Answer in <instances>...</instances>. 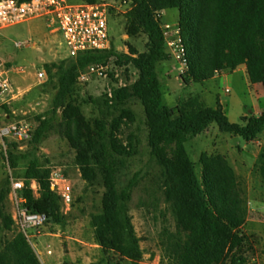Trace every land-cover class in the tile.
I'll list each match as a JSON object with an SVG mask.
<instances>
[{"label": "trees", "instance_id": "obj_1", "mask_svg": "<svg viewBox=\"0 0 264 264\" xmlns=\"http://www.w3.org/2000/svg\"><path fill=\"white\" fill-rule=\"evenodd\" d=\"M128 1L131 8L125 13V34L145 35L144 50L128 45V52H118L111 43L106 49L80 52L51 63L57 78L56 91L45 113L35 116L37 123L29 143L38 145L51 122L60 118L70 147L91 153L93 162L79 168L81 178L87 185L99 182L103 187L99 208L89 216L94 242L132 264H141L142 249L128 208L136 175L123 184L118 180L119 171L126 158L134 154L136 144L131 133L125 142L118 133L122 124L134 120L127 101L138 99L144 111L149 154L160 168L163 198L170 206L175 225L161 262L166 259L167 264H245L241 227L246 207L233 167L219 153L202 152L198 158L199 179L184 143L207 132L212 122L220 131L249 141L264 129V108L258 115L242 116L240 123H232L219 103L207 106L198 96L175 106L161 104L155 67L169 55L156 14L168 8L178 11L177 23L187 55V70L180 75L184 82H203L213 77L215 70L232 71L244 65L248 81L260 84L264 95V0ZM110 61L124 70L130 66L136 71V78L128 85L112 86L110 96L102 93L100 116L86 118L73 97L78 70ZM107 115L110 119H106ZM16 147V142H8L9 160L14 158ZM49 172V167L32 165L14 171L13 177L24 180L20 191L24 205L30 211L45 213L46 222L60 224L66 214L61 211L60 196L50 186ZM32 180L38 186L37 195L30 186ZM8 191L9 186L1 190L0 202ZM0 221L3 230L12 229L14 220L1 203ZM0 264L42 262L27 237L16 231L0 244Z\"/></svg>", "mask_w": 264, "mask_h": 264}, {"label": "rangeland", "instance_id": "obj_2", "mask_svg": "<svg viewBox=\"0 0 264 264\" xmlns=\"http://www.w3.org/2000/svg\"><path fill=\"white\" fill-rule=\"evenodd\" d=\"M125 15L115 10L109 11L111 43L118 52H128V45L143 51L146 37L143 34L135 37L125 34ZM177 19L178 11L175 8L165 9L159 17L161 22L171 23ZM47 22L43 17L31 18L0 30V57L9 67L7 75L12 86L21 90V96L15 101L0 106V124L6 121L3 117L6 113L10 114L9 120L25 118L34 129L37 123L35 116L45 113L51 105L57 78L55 67L49 65L67 59V51L61 33H50ZM15 42H21L22 45L16 46ZM162 65L171 72L165 74ZM126 68L114 66L110 61L106 63L104 77H93L84 83L75 82L73 97L86 118L100 116L103 109L102 93L108 92L112 86L128 85L134 81L136 71L130 66ZM19 69H23V72ZM40 69L45 72L42 81L36 78V72ZM155 69L161 104L175 106L188 97L196 96L194 82L182 80L180 75L184 73L180 72V67L170 56L157 63ZM245 71L242 68L220 71L213 78L204 80L202 83L206 91L202 99L198 97L199 100L207 106H215L220 100L224 114L232 123H240L242 116L258 115L264 108L262 87L260 84H251ZM226 87L228 92H225ZM126 106L133 112L134 120L122 124L118 136L125 142L131 133L136 144L134 154L126 158L125 166L119 171V184L136 175L128 208L142 249L140 263L167 264V260L164 259L162 263L161 258L165 255L164 247L171 233L175 231L174 218L169 204L163 198L160 168L149 154L143 107L136 98H130ZM11 111H14L15 116ZM106 119H110V115ZM29 139L16 142L15 156L8 159L7 163L1 154L3 148L0 142V192L9 186L7 179L13 176L14 171L32 165L49 168L60 166L70 184L72 196L68 209L61 205V211L66 214L62 223L45 222L38 232L29 230L28 241L42 264H49L46 261V249L51 250L49 255L53 258L52 264H132L94 242L89 216L99 208L103 187L99 182L87 185L79 172L82 164L93 162L91 153L70 147L58 116L51 122L38 145H32ZM8 142L11 141L6 140L7 145ZM184 145L199 179L201 166L198 158L202 152L219 153L233 167L237 187L246 207L245 222L241 227L245 236L242 248L245 264H264V129L246 141L239 135L220 131L216 123L212 122L207 132L190 137ZM31 187L37 195V184ZM0 203L14 220L9 231L1 228L0 221L1 244L4 238L19 229L8 193Z\"/></svg>", "mask_w": 264, "mask_h": 264}, {"label": "built area", "instance_id": "obj_3", "mask_svg": "<svg viewBox=\"0 0 264 264\" xmlns=\"http://www.w3.org/2000/svg\"><path fill=\"white\" fill-rule=\"evenodd\" d=\"M131 8L128 0H95L88 2L84 0H0V30L31 18L43 17L48 20L47 26L50 33L60 32L63 43L66 47L65 57H75L80 52L96 51L106 49L111 44V37L108 32L109 11L115 10L126 13ZM163 11H158L156 18L161 16ZM56 24V25H55ZM167 54L173 58L180 72L187 70V55L180 27L177 22L159 23ZM21 46V42H15ZM9 67L0 57V106L9 105L21 96V90L13 87L7 75ZM17 71V69H16ZM23 72V69H19ZM220 71L215 70V75ZM106 75V64L93 63L78 70L76 81L84 83L93 77H104ZM36 78L42 81L45 72L40 69L36 72ZM225 88V92H228ZM110 96V88L108 89ZM15 116L14 111H11ZM4 113L5 122L0 124V142L6 163V140L14 142L26 141L30 138L32 124L25 118H12ZM49 182L61 198V203L68 209L71 203V187L64 171L60 166H53L49 172ZM24 187V180L21 178L9 177L8 195L15 209V216L19 231L27 239L29 230L38 232L39 228L47 221V216L42 212L30 211L24 205V197L20 194ZM50 253V250H47Z\"/></svg>", "mask_w": 264, "mask_h": 264}, {"label": "crops", "instance_id": "obj_4", "mask_svg": "<svg viewBox=\"0 0 264 264\" xmlns=\"http://www.w3.org/2000/svg\"><path fill=\"white\" fill-rule=\"evenodd\" d=\"M177 22V21H176ZM162 68L164 69V73L165 74H169L170 72H171V70H165V66L164 65H162ZM238 68H242V70H244L245 71V67H244V65H240V66H238V67H236L234 70H232V71H235V70H237ZM246 72V71H245ZM221 73V72H220ZM214 76H215V74H214ZM213 76V77H214ZM212 77V78H213ZM192 81V80H191ZM192 82H194V85H195V88H197V94H196V96H198L199 98H203L202 97V94L206 91V89H205V85H204V83H202V82H195V81H192ZM218 102H216V103H219L220 105H221V101L220 100H217ZM261 111V110H260ZM260 111H259V113H260ZM36 182L34 181V180H32L31 182H30V186L31 185H33V184H35ZM32 188V187H31ZM33 189V188H32ZM33 192H34V190H33ZM47 250H50V249H46L45 250V254L48 256L47 257V263H49V264H52L53 262V258H51V256L49 255V254H51V250H50V253H47Z\"/></svg>", "mask_w": 264, "mask_h": 264}]
</instances>
